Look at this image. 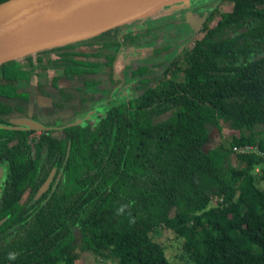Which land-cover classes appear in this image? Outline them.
Returning a JSON list of instances; mask_svg holds the SVG:
<instances>
[{"label":"trees","instance_id":"obj_1","mask_svg":"<svg viewBox=\"0 0 264 264\" xmlns=\"http://www.w3.org/2000/svg\"><path fill=\"white\" fill-rule=\"evenodd\" d=\"M176 3L0 65V264H171L169 229L193 264H264V0L208 2L187 41Z\"/></svg>","mask_w":264,"mask_h":264},{"label":"water","instance_id":"obj_2","mask_svg":"<svg viewBox=\"0 0 264 264\" xmlns=\"http://www.w3.org/2000/svg\"><path fill=\"white\" fill-rule=\"evenodd\" d=\"M181 1L184 0H5L0 3V65L39 50L70 43L64 42L43 48L34 46L39 36L66 8L84 7L87 12L89 11V15H93L103 8L132 6L140 13L139 18H144L147 12ZM126 22L129 21L109 26L101 31ZM15 122L25 126L31 125V122L25 119H17Z\"/></svg>","mask_w":264,"mask_h":264},{"label":"rangeland","instance_id":"obj_3","mask_svg":"<svg viewBox=\"0 0 264 264\" xmlns=\"http://www.w3.org/2000/svg\"><path fill=\"white\" fill-rule=\"evenodd\" d=\"M215 0H184L182 1V6L178 5V3L175 4L177 6L175 8V12L171 14V16H174L177 19V24L171 25L167 29V32L175 33L179 35L180 41H187L186 38L188 35H196V38L198 37L197 29L200 25V21L202 20V17L204 15V11L206 8H209V3L214 2ZM209 2V3H208ZM209 4V5H208ZM185 7V9H184ZM201 7L203 9V12L201 10H198V8ZM168 7H161L156 12H147V15H152L156 18V24L164 23L165 21H169L168 16H164V12L167 10ZM181 8V10H179ZM230 4L226 1L224 3V6L222 7L223 10H229ZM184 9V10H183ZM186 11L181 12V11ZM98 11V10H97ZM135 11V12H134ZM92 14V13H91ZM96 14H101L105 16V20L99 25V28L95 31H101L103 29L108 28L109 26L122 23L124 21H134L138 20L140 13L137 11L136 8L130 6V7H111V8H103L100 9ZM95 15V14H94ZM146 15V16H147ZM129 19V20H128ZM94 31V30H93ZM197 33V34H196ZM189 42V41H188ZM121 59L124 61L127 60H140L145 57V50L144 49H123L121 52ZM82 61V60H81ZM81 70H86L84 66H81L80 63L76 64V68L73 72L79 73ZM86 73V72H84ZM57 74V75H56ZM55 75L58 76L59 79V86L61 87H68L69 85H72V81L65 80L64 73L62 71H55ZM88 76V74H83ZM118 77L121 79L120 85L113 91V99L114 100H124L131 94L130 84L128 83V74L126 71L122 70L118 73ZM119 108L121 109V104H118ZM34 104L31 105V109L29 114L33 115L35 114ZM101 116L94 118V121H92V124L94 122L100 121ZM208 137L209 140L204 146V152L206 155L210 158V160L215 161L217 159V154L214 151V146L216 145L218 141V135L216 131L212 127H208ZM38 131H34V134H38ZM225 134H235L232 133V131H229L228 129H224ZM237 136V134H235ZM60 135L54 133L53 137L58 138ZM258 171L257 168L253 169V173H256ZM170 224H173V219L170 218L169 220ZM171 232L169 230H165L161 232L158 236H154L153 240L156 242H159L163 244L164 246V252L165 256L168 259V261L171 264H193L186 255L182 252L181 244L179 242H174L171 240ZM79 258V264H107V262L101 261L96 262L94 261L93 257L87 253L80 252L78 253Z\"/></svg>","mask_w":264,"mask_h":264},{"label":"bare ground","instance_id":"obj_4","mask_svg":"<svg viewBox=\"0 0 264 264\" xmlns=\"http://www.w3.org/2000/svg\"><path fill=\"white\" fill-rule=\"evenodd\" d=\"M89 14V11L87 12L84 7L66 8L50 23L47 30L39 36L34 45L35 48L80 40L96 32L95 30L105 20V16L96 13L95 15Z\"/></svg>","mask_w":264,"mask_h":264},{"label":"clouds","instance_id":"obj_5","mask_svg":"<svg viewBox=\"0 0 264 264\" xmlns=\"http://www.w3.org/2000/svg\"><path fill=\"white\" fill-rule=\"evenodd\" d=\"M9 258H10V259L14 258V255H11V254H10Z\"/></svg>","mask_w":264,"mask_h":264}]
</instances>
